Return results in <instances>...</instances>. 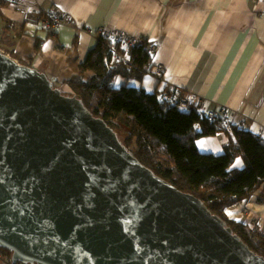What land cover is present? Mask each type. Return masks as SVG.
<instances>
[{
    "label": "water",
    "instance_id": "1",
    "mask_svg": "<svg viewBox=\"0 0 264 264\" xmlns=\"http://www.w3.org/2000/svg\"><path fill=\"white\" fill-rule=\"evenodd\" d=\"M0 245L31 264H264L102 119L0 51Z\"/></svg>",
    "mask_w": 264,
    "mask_h": 264
},
{
    "label": "crops",
    "instance_id": "2",
    "mask_svg": "<svg viewBox=\"0 0 264 264\" xmlns=\"http://www.w3.org/2000/svg\"><path fill=\"white\" fill-rule=\"evenodd\" d=\"M22 1L45 11L57 8L66 22L47 30L36 6L24 12L9 4L0 8V50L53 83L82 72L102 29L136 32L157 43L151 72L138 83L118 77L115 86L127 82L150 93L174 87L195 93L210 108L226 106L231 124L264 137V0ZM227 142L225 133L197 141L200 151L213 154H221ZM228 211L264 229V202L256 196Z\"/></svg>",
    "mask_w": 264,
    "mask_h": 264
},
{
    "label": "trees",
    "instance_id": "3",
    "mask_svg": "<svg viewBox=\"0 0 264 264\" xmlns=\"http://www.w3.org/2000/svg\"><path fill=\"white\" fill-rule=\"evenodd\" d=\"M9 4L8 0H0V8ZM7 30L8 27L3 41ZM142 39L132 47V66H128L115 58L113 47L118 45L100 35L81 64L82 72L66 81L68 96L79 99L86 111L115 132L125 127L129 135L123 141L117 135L142 165L179 190L199 198L252 251L264 256V229L228 211L252 196L264 202V137L240 125L225 126L220 116L210 121L195 105L182 110L162 99L163 94L180 98L184 91L178 88L150 93L127 82L113 86L118 77L142 80L151 72L150 43ZM86 71L92 74L85 75ZM54 87L59 88L57 84ZM64 91L61 90L63 94ZM219 133L228 136L221 154L200 151V138ZM240 160L242 167L237 165ZM0 250L12 258L8 248L0 245Z\"/></svg>",
    "mask_w": 264,
    "mask_h": 264
},
{
    "label": "built area",
    "instance_id": "4",
    "mask_svg": "<svg viewBox=\"0 0 264 264\" xmlns=\"http://www.w3.org/2000/svg\"><path fill=\"white\" fill-rule=\"evenodd\" d=\"M11 4L14 5H24L26 7H29L30 11L31 9H35V4H26L22 0H8ZM27 11V12H28ZM46 20L43 21L41 24L44 25V27H55L56 25H59L64 20V14L62 11L58 9H49L46 12ZM48 29V28H47ZM101 34L108 39H111L115 45H118L117 47L114 46L113 49L115 51V58L119 61H123L128 66H132L131 64V49L135 45L140 44L143 39L139 33H129L126 30L119 29V28H113V29H107L104 28L101 30ZM150 43V52L153 54L157 49V43L155 42H149ZM162 99L167 101L170 105H176L182 110H187L190 106L195 105L197 108V111L200 113H204L208 120L215 121L218 116L223 118L225 126L230 125V113L228 111V108L226 106H220L215 108L208 107V100L205 98H200L195 93H184L180 98L177 100L174 99L172 96L168 94H163ZM3 254V253H2ZM0 254V264H17L12 261V259L4 260L2 257L4 255ZM19 264H31V263H23L20 262Z\"/></svg>",
    "mask_w": 264,
    "mask_h": 264
},
{
    "label": "rangeland",
    "instance_id": "5",
    "mask_svg": "<svg viewBox=\"0 0 264 264\" xmlns=\"http://www.w3.org/2000/svg\"><path fill=\"white\" fill-rule=\"evenodd\" d=\"M17 7H22L23 9H24V12H27L28 10H29V7H26V6H24V5H16ZM35 6H36V9H38V11H39V13H44L39 19H40V22L42 23L43 21H45L46 20V12L48 11V10H41V7L36 3L35 4ZM51 9H57V8H51ZM64 22H66V16H65V14H64V20H63V22L61 23V24H63ZM21 24H23L24 25V23H21ZM61 24H59V25H61ZM22 25V26H23ZM59 25H56L55 27H57V26H59ZM22 26H21V29H22ZM42 26H44V25H42ZM10 28V27H9ZM46 28V27H45ZM48 29L47 30H51V29H53L54 27H52V28H49V27H47ZM20 34H24V29H23V31H22V33L20 32L19 33V35ZM104 37V36H103ZM2 41H3V39H2ZM4 41L6 42V39H4ZM0 51H2V50H0ZM3 53H5L4 51H2ZM6 54V53H5ZM6 55H8V54H6ZM8 56H10V55H8ZM11 57V56H10ZM32 57H30L29 59H31ZM21 64V63H20ZM24 65V64H23ZM28 66V65H27ZM77 74H80V73H76V74H74L73 76H75V75H77ZM72 76V77H73ZM71 78V77H70ZM69 78V79H70ZM68 80V79H67ZM67 80H62V81H57L56 83H54V85L55 84H57L58 85V89H60V90H65L64 91V93H65V95H68V94H70V88H69V86H68V84L66 83V81ZM115 81L116 80H114L113 82H112V85L113 86H115ZM133 81H135V82H137L138 83V81L137 80H135V79H133ZM117 134L119 135V137H120V139L123 141L124 139H125V137H127L128 135H129V132L126 130V128L125 127H123L122 129H118L117 131ZM240 163H242V161L240 160ZM258 200V199H257ZM259 201V200H258ZM260 202V201H259ZM237 204V203H236ZM252 221V220H251ZM257 226V225H256ZM258 227V226H257ZM258 228H260V227H258ZM3 253V254H2ZM0 254H2V255H4L2 258L4 259V260H6L7 258L8 259H12V258H9L3 251H1L0 250ZM7 257V258H6ZM17 264H19L20 263V261H18V262H16Z\"/></svg>",
    "mask_w": 264,
    "mask_h": 264
},
{
    "label": "snow or ice",
    "instance_id": "6",
    "mask_svg": "<svg viewBox=\"0 0 264 264\" xmlns=\"http://www.w3.org/2000/svg\"><path fill=\"white\" fill-rule=\"evenodd\" d=\"M237 163H240L239 161H237Z\"/></svg>",
    "mask_w": 264,
    "mask_h": 264
}]
</instances>
